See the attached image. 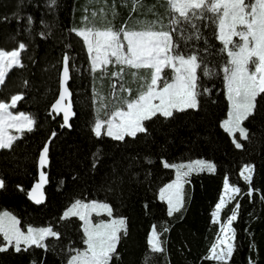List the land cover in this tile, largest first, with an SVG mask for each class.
<instances>
[{
  "label": "trees",
  "instance_id": "trees-1",
  "mask_svg": "<svg viewBox=\"0 0 264 264\" xmlns=\"http://www.w3.org/2000/svg\"><path fill=\"white\" fill-rule=\"evenodd\" d=\"M78 6V0H56L54 7L49 0H0V50L17 49L21 42L27 45L21 54L24 66L12 67L0 85V102L22 94L23 99L12 112H23L36 121L33 131L20 133L11 149H0V178L6 184L0 190V212L14 214L22 230L27 226H53L60 233L59 239L45 240L47 250L33 246L27 252L16 253L11 248L0 252V264H67L71 249L84 248L79 219L61 218L76 200L108 203L114 218H126L127 235L121 236L118 256L111 264H144L150 253L148 236L153 226L158 233L164 228L168 231L159 236L164 251L150 253L148 264H222L207 255L219 226L227 222L239 203L237 219L232 223L235 250L228 264H264V94L257 98L255 115L242 125L248 129V138L238 139L242 147H235L221 128L228 104L220 69L228 57L220 51L223 46L217 39L216 26L197 22V40L195 29L186 25L185 35L193 38L187 43L181 40L182 49L199 50L217 72L211 79L201 77L202 87L210 91L198 98V109L174 111L171 118L157 115L144 122L146 133L116 141L103 133L98 138L92 131L96 120L95 73L82 38L72 31L84 26ZM28 16L33 18L31 25ZM113 18L117 26L122 25L121 11L114 12ZM168 23L165 31L169 30ZM174 39H178L175 34ZM65 55L70 57L68 87L74 115L70 126L61 129L60 118L49 115V107L57 95ZM53 132L56 136L48 146L44 202L34 206L27 201L26 193L36 181L38 154ZM197 159L214 164L215 170L188 176L182 190L183 207L169 216L157 195L172 179L173 171L164 168L162 162ZM246 165L253 167L251 196L247 194L249 185L240 177ZM225 179L241 192L225 204L218 223H214L212 213Z\"/></svg>",
  "mask_w": 264,
  "mask_h": 264
},
{
  "label": "snow or ice",
  "instance_id": "snow-or-ice-1",
  "mask_svg": "<svg viewBox=\"0 0 264 264\" xmlns=\"http://www.w3.org/2000/svg\"><path fill=\"white\" fill-rule=\"evenodd\" d=\"M139 0H133V10ZM169 18L167 31L159 21H153L141 29H129L122 25L115 29L111 24L107 27L89 26L88 18L85 17L84 26L73 29L75 34L83 39L91 65V71L95 73L100 69L107 73V66H119L118 71L112 72L113 77H120L124 67L137 71L132 72L134 78L139 75V70L147 71L142 90L136 98L126 100L124 106L106 112L107 119H100L97 109V119L92 131L96 137L102 135V129L108 137L116 141H123L125 137H135L137 133H146L147 127L144 122L160 115L171 118L174 111L184 112L188 109H198L199 97L210 90L203 88L200 79H211L217 74L216 70L205 61L199 54V50L187 52L181 48V40L187 43L193 35L186 36V25L195 29V39H200L199 21H207L208 25H215L218 30L217 39L222 44V53H226L228 59L220 71L223 72V80L226 89V98L229 102L227 119L221 127L229 136L237 148L242 144L236 142L235 135L239 133L241 139L248 138V129L243 127L245 121L255 115L257 98L264 94V0H167ZM56 0H49V5L54 7ZM102 11V10H101ZM97 13L92 12L95 17ZM6 19V18H5ZM19 19V17H17ZM31 25L34 21L31 16L27 17ZM174 34L178 39H174ZM43 35V34H42ZM122 37V39H121ZM238 37V40H234ZM27 45L23 42L14 50H0V85L5 83L7 72L13 67H23L21 54ZM207 49H205V53ZM70 57H63L62 68V91L59 98L51 106L49 115L63 113L64 126L69 125L71 115V102L62 104L69 98L68 81L70 79ZM165 69L171 70V75H165ZM115 88V84L113 85ZM122 91H129L121 86ZM23 99L22 94L11 96L10 103L0 102V149H11L19 136L8 133V128H15L19 133L25 130L31 132L36 123L35 118L23 112L14 115L9 109L15 108L17 102ZM52 137L56 133L51 134ZM50 143V141L48 142ZM48 143L45 144L38 157L39 181L34 185L28 196L36 204L44 200L43 187L48 182V175L44 171L48 164ZM164 167L173 168L176 171V180L159 190V197L168 205V215L178 212L183 207L182 190L186 178L192 172L214 171L215 166L205 160L197 159L188 164L167 163ZM253 167L244 166L241 176L249 185L247 194L251 196V182ZM248 173V174H245ZM6 187L3 178H0V190ZM19 187V186H18ZM224 191H229L230 185L224 180ZM21 190H23L21 188ZM234 194H239L241 189L235 185L230 188ZM229 200L236 199L233 195ZM226 200L221 196L219 203L212 213L213 222L217 223ZM240 205L237 203L232 209L227 222L221 225L222 237H217V243L211 246L207 258L228 264L235 250V230L232 223L237 219ZM107 213L111 219L93 222L92 213L97 216ZM78 217L83 222L84 234L83 249H71L67 264H111L114 256H118L117 246L122 235H127L126 218H113V209L108 203L92 201L86 203L76 200L63 213L62 219ZM20 220L8 211L0 212V252L12 248L16 253L27 252L33 246L47 250L45 240L49 237L59 239L60 233L53 226L34 227L27 226L22 230ZM167 228L157 232L153 226L148 239L150 253L164 251L159 236ZM222 246V247H221ZM219 249V250H218ZM150 253L146 254L144 264L151 259ZM35 264V261L33 262ZM251 264V262H250Z\"/></svg>",
  "mask_w": 264,
  "mask_h": 264
},
{
  "label": "rangeland",
  "instance_id": "rangeland-1",
  "mask_svg": "<svg viewBox=\"0 0 264 264\" xmlns=\"http://www.w3.org/2000/svg\"><path fill=\"white\" fill-rule=\"evenodd\" d=\"M78 3H79L78 11L83 12L84 18H85V16H88L89 26L94 24L97 27L103 28V27H107L109 24H111L115 29H119L122 25H126L127 28H129V29H141V28L147 26L148 24L152 23L153 21H159L160 23L157 25V28H159L161 25H163V26L166 25L168 23V20H169V17H168L167 12H166V7H169L167 0H139V2L135 5V10H133V7H134L133 0H78ZM118 10L123 13V17H124L122 22H121L122 23L121 26L119 25L120 23L117 26V21L113 18L114 12H118ZM93 11H95L97 13V15L95 17L92 16ZM84 13H85V15H84ZM115 26H117V27H115ZM121 39H122V37H121ZM233 39L238 40L239 38L234 37ZM84 46H85V44H84ZM85 49H86V46H85ZM86 52H87V49H86ZM87 55H88V52H87ZM88 59H89V57H88ZM89 63H90V61H89ZM13 67H16V66H13ZM118 69H119V66L114 67L113 65H108L107 66V73H102L100 69H97V71L95 72V75L93 77L94 78L93 90L95 91V94H96V98H95V103H96L95 104V116H96L95 118L96 119H97V109L101 108V107H103V110L99 112V118L100 119H107L108 117L105 115L106 112H111L112 110L120 108L121 106H124V108L126 110L125 101L136 98L138 96V93L142 90V86L144 85V80H142L140 77L147 75L146 70H143V69L139 70V75L136 78H134L132 75V72L137 71V70L130 69L127 66H125L124 72L120 77H113L111 75L112 72L118 71ZM165 75L170 76L171 70L165 69ZM114 84H115V88H113ZM121 86H123L124 89L130 90V92L129 91H122ZM225 96H226V92H225ZM226 100H227V98H226ZM8 103H10V100ZM227 104H228V108H229L228 100H227ZM106 108H108V109H106ZM9 110L12 112V108H10ZM13 114L16 115L19 113H13ZM227 114H228V112H227ZM227 114H226L224 120L227 119ZM222 122H221V125H222ZM92 129H93V127H92ZM7 131L11 135H15V136L20 135V133L17 132L15 130V128L10 127L7 129ZM102 133L105 134L104 129H102ZM228 136H229V134H228ZM229 137L231 139V142L235 146V143L233 142L234 138L232 136H229ZM235 139H236V142H238V139H241L239 137V133H236ZM194 161L195 160L184 162V164H188V163L194 162ZM164 163L165 162H162V166L164 165ZM164 168H166V167H164ZM167 169H171L173 171V177L169 182L164 184L162 187H165L169 183H174L176 180L175 169L170 168V167ZM243 169H244V167L240 171V177L244 181L243 177L241 176V172L243 171ZM205 171H207V170H205ZM208 172H210V171H208ZM192 173H198V172H192ZM245 174H248V173H245ZM230 188H229V191L227 193H225L224 187H223L222 193L220 195V198H221V196L225 197L226 203L230 201L228 199L229 197L236 195V194L231 192ZM157 196H158V199L160 201H162L159 197V191H158ZM220 198H219V201H220ZM219 201H218V203H219ZM90 202H92V201H90ZM162 202L165 203L167 211H168L167 202L166 201H162ZM86 203H89V202H86ZM214 211H215V209H214ZM76 218L79 219L78 217H76ZM91 219L95 223V222H99L100 220L108 221L111 218L108 217L107 213L102 212L101 215H99V216H97L95 213H92ZM213 219L214 218L212 215V220ZM216 220H218V217H216ZM79 221L81 222V224H83V222L81 220H79ZM150 235H151V231L149 233L148 239H149ZM222 235L223 234L221 233V226H219L218 236L222 237ZM1 238H2V236H1ZM2 240H3V238H2ZM215 243H217V238H216V241L214 242V244ZM85 247L86 246L84 245V248ZM209 252H210V250H209ZM209 252H208L207 257L209 256ZM210 260L216 261L214 259H210Z\"/></svg>",
  "mask_w": 264,
  "mask_h": 264
},
{
  "label": "water",
  "instance_id": "water-1",
  "mask_svg": "<svg viewBox=\"0 0 264 264\" xmlns=\"http://www.w3.org/2000/svg\"><path fill=\"white\" fill-rule=\"evenodd\" d=\"M62 68H63V58H62V61H61V66H60V71H59V76H58V91H57V95H56L55 100L53 101V103H52V104L50 105V107H49V112H50V110H51V106H52V105L55 103V101L59 98V95H60V93H61V91H62ZM69 81H70V79H69ZM69 81H68V84H69ZM69 93H70V91H69ZM69 102H71V93H70L68 99H66L65 101H62V104H68ZM71 111H72V104H71ZM72 113H73V111H72ZM52 115H53L54 117H56V118H60L61 125L63 124V113H60L59 115L53 113ZM72 118H73V115L70 116L69 124H70V121L72 120ZM68 127H69V126H64V127L61 126V129H67ZM52 138H53V137L50 135L49 139L45 142V144L48 143L49 141H51ZM45 144L43 145V147L45 146ZM48 146H49V143H48ZM43 147H42V149H43ZM42 149H41V150H42ZM40 152H41V151H40ZM40 152H39V154H38V157H39V155H40ZM38 157H37V162H36V181L32 184V186L30 187V189H29V190L27 191V193H26V199H27V201H28L29 203H31L32 205H34V206H39V205H41V204L44 202V200H43L42 203H40V204H36V203H35L33 200H31V199L29 198V196H28V192L31 191V189L34 187V185H35V184L39 181V179H40V177H39V168H38ZM47 166H48V164H47ZM47 166H46V168H47ZM46 168L44 169V171L46 170ZM46 185H47V183L44 185V187H43V191H44V188L46 187Z\"/></svg>",
  "mask_w": 264,
  "mask_h": 264
},
{
  "label": "crops",
  "instance_id": "crops-1",
  "mask_svg": "<svg viewBox=\"0 0 264 264\" xmlns=\"http://www.w3.org/2000/svg\"><path fill=\"white\" fill-rule=\"evenodd\" d=\"M217 35H218V30H217ZM224 91L226 92L225 85H224ZM228 110H229V108H228ZM106 136H107V135H106ZM62 216H63V214H62Z\"/></svg>",
  "mask_w": 264,
  "mask_h": 264
}]
</instances>
